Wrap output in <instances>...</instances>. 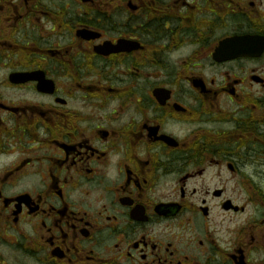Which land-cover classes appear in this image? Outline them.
<instances>
[{"label": "flooded vegetation", "instance_id": "obj_1", "mask_svg": "<svg viewBox=\"0 0 264 264\" xmlns=\"http://www.w3.org/2000/svg\"><path fill=\"white\" fill-rule=\"evenodd\" d=\"M262 168L264 0H0V264H264Z\"/></svg>", "mask_w": 264, "mask_h": 264}, {"label": "rangeland", "instance_id": "obj_2", "mask_svg": "<svg viewBox=\"0 0 264 264\" xmlns=\"http://www.w3.org/2000/svg\"><path fill=\"white\" fill-rule=\"evenodd\" d=\"M248 162L251 163V160L248 161ZM252 175L254 176V180L256 181L255 182L256 185L264 193V168H262V174L261 175L260 174L258 176H255L254 174H252ZM246 180H248V179H246ZM245 192L243 191V189H242V191L238 190V193H237L238 194L237 195V201L238 202L241 203L245 199V196H246V193ZM256 192H257L256 189H253V190L252 189L251 190L249 189V195L250 196H254L255 194H253V193H256ZM254 215H259V212L258 211L256 212V210L254 208V204L252 202V204H249L247 206V209H246V211L244 213H238V214H236L235 217H232V220L226 218V220L222 223V225H221L220 230H219L218 233L220 235L225 234L227 232V230L229 229V227H231L232 221L237 220L238 222H242V221H245L246 220L244 218L250 217V216H252V218L255 219L254 218Z\"/></svg>", "mask_w": 264, "mask_h": 264}, {"label": "water", "instance_id": "obj_3", "mask_svg": "<svg viewBox=\"0 0 264 264\" xmlns=\"http://www.w3.org/2000/svg\"><path fill=\"white\" fill-rule=\"evenodd\" d=\"M234 41H245V39L244 38H233L230 40L223 41L221 43V47H223V49L221 48V49H219V51H222V52L227 51L226 52L228 54L227 57H230V58L242 55V51L244 49H246V47L245 48L240 47L239 45L234 44L233 43ZM223 50H225V51H223Z\"/></svg>", "mask_w": 264, "mask_h": 264}, {"label": "trees", "instance_id": "obj_4", "mask_svg": "<svg viewBox=\"0 0 264 264\" xmlns=\"http://www.w3.org/2000/svg\"><path fill=\"white\" fill-rule=\"evenodd\" d=\"M263 200H264V195H262V197H261Z\"/></svg>", "mask_w": 264, "mask_h": 264}]
</instances>
